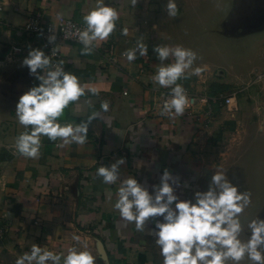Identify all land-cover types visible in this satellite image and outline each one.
Here are the masks:
<instances>
[{
  "label": "crops",
  "instance_id": "1",
  "mask_svg": "<svg viewBox=\"0 0 264 264\" xmlns=\"http://www.w3.org/2000/svg\"><path fill=\"white\" fill-rule=\"evenodd\" d=\"M150 2L138 0L133 6L131 0H0V219L9 228L0 241V264H15L33 244L56 254L66 255L71 248L87 250L95 264H163L152 247L157 245L155 224L163 218H151L143 231H137L135 222L122 219L115 208L120 181L105 185L98 168L123 158L120 179L132 176L150 194L167 170L176 181H170L175 194L185 201L192 175L194 181L198 176L211 182L220 172L230 182L239 179L245 184L249 167L264 159V37L259 48L244 45L237 62L232 53L224 55L209 42L211 52L222 58L202 59L198 55L206 49L198 50L189 71L206 70L178 81L199 93H237L230 109L216 105L211 114L162 116L160 101L167 88L153 82L160 64L154 48L184 46L174 41L169 29L160 27ZM98 3L119 14L110 37L93 42L89 55H82L83 44L59 43L64 70L98 92L93 95L86 89L58 121L62 125L90 121L87 141L62 149L57 146L61 141L42 137L40 156L26 158L14 147L25 131L16 105L40 81L23 60L31 50L43 49L40 36L23 27L39 16L43 27L68 17L84 24L83 17ZM124 28L127 36L122 35ZM139 44L147 46L148 55L137 53L138 59L130 63L122 55ZM111 45L117 64L108 62ZM172 62L170 57L164 63ZM105 101L107 111L101 108Z\"/></svg>",
  "mask_w": 264,
  "mask_h": 264
},
{
  "label": "clouds",
  "instance_id": "2",
  "mask_svg": "<svg viewBox=\"0 0 264 264\" xmlns=\"http://www.w3.org/2000/svg\"><path fill=\"white\" fill-rule=\"evenodd\" d=\"M131 3L135 6L138 0H131ZM165 10L169 16H175L178 12L175 0H167ZM118 20L117 10L103 3H98L85 15L83 21L86 27L77 32L78 42L84 45L82 55L93 51V42L107 40ZM122 35H128L127 28L122 30ZM54 42L55 36H50L49 43ZM154 51L160 64L153 82L171 89L160 114L173 119L181 117L189 106V98L178 81L191 75L199 76L206 69L197 67L189 71L197 58L190 49L158 45ZM137 53L146 57L147 46L139 44L126 50L122 56L131 63L138 59ZM170 57L174 62L165 64ZM62 64L61 61L53 65L50 56L38 48L31 50L23 60V66L40 81L39 86L20 96L16 105L17 120L25 131L18 135L14 147L26 158L40 156L42 137L53 142L61 141L57 146L62 149L69 143L83 145L87 141L90 121L76 125H62L58 121L71 103L85 95L86 89L93 95H98V92L88 84L82 85L78 77L64 70ZM38 70H42L43 74ZM108 107L106 101L101 104L104 111ZM125 163V159L121 158L110 167L100 166L97 175L103 178L105 185L120 181L115 208L122 219L135 222L137 231H143L145 222L151 218H163L162 222H156L154 231L163 264H226V261L240 264L245 257L253 264H264V219H252L247 225L251 235L246 241L240 239L243 228L239 217L251 203V198L247 192H240L225 174L215 172L208 190L194 193L195 202L182 201L170 184V181H176L167 170L161 183L154 185L150 194L136 178L120 179L119 170ZM15 264H95V257L87 250L71 248L65 255L33 244L30 252L21 254Z\"/></svg>",
  "mask_w": 264,
  "mask_h": 264
},
{
  "label": "rangeland",
  "instance_id": "3",
  "mask_svg": "<svg viewBox=\"0 0 264 264\" xmlns=\"http://www.w3.org/2000/svg\"><path fill=\"white\" fill-rule=\"evenodd\" d=\"M150 1L154 13L156 14L155 20L160 23V27H166L174 33V41L177 42L179 40L184 46V49H190L194 53H197L198 50L206 49V51L200 52L198 57L208 60L214 59V56L218 59L221 57L218 52L216 55H214L216 51L211 52L207 45L209 42L218 45L216 39L220 40L222 43L218 45V48L225 50L228 48V43H233L241 35L236 33L231 35L225 34L221 28V23L224 19L229 16L227 18L230 19L229 25H234L237 22L241 23L240 20L248 13L255 14L259 17V12L262 13V11H260L261 9L258 8L257 10L256 5L253 4L248 7L243 3V0H175L178 12L175 16H169L165 10L167 0ZM236 14L241 17L240 20H237ZM243 24H245V22ZM226 38L229 41H227ZM207 40H209V42H207ZM242 56L243 54L241 53H234L232 55L235 62L240 61ZM192 177H190V185L187 186L188 192L187 195H185V201L193 200V202H195L193 199L194 193L197 191H207L210 181L207 180L208 177L201 179V177L198 178L197 176L195 177V181ZM231 183L236 186L240 192H247L250 195L251 203L245 208V210L251 212L250 218H248V222H250L256 212L255 208L262 199V195L259 191L254 193L255 190H258L260 187L250 185L249 181L243 184L239 179L232 180ZM243 214L244 213L240 215V218L243 217ZM257 217L261 219L259 212ZM244 220L246 221V218ZM152 247L153 251L160 256L159 247H157V245ZM226 264H235V262L226 261ZM240 264H242V261Z\"/></svg>",
  "mask_w": 264,
  "mask_h": 264
},
{
  "label": "built area",
  "instance_id": "4",
  "mask_svg": "<svg viewBox=\"0 0 264 264\" xmlns=\"http://www.w3.org/2000/svg\"><path fill=\"white\" fill-rule=\"evenodd\" d=\"M39 17L30 19L24 25V31L27 33H35L38 34L42 41V49L46 55L50 56L51 62L53 65L60 64L62 61V67L64 68L63 55L59 50V43L71 42L75 44H81L78 42L77 32L78 30H83L86 25L77 22L73 18H65L58 22L57 25L49 24L46 27H43L41 23V19ZM55 36V42L49 43V37ZM55 48V53L53 54V49ZM109 63L117 64L119 63L118 58H115L114 54V46H110L109 50ZM262 78V75H259V79ZM185 90L186 94L189 98V106L186 107L185 113L188 114H200L199 111H207V114H211L216 105H224L227 106L228 109L232 105H235V97L237 93H233L230 95L225 94H217L211 95L209 93H199L194 91V89H190L186 86L181 85ZM171 89L167 88L164 93L162 100L160 101V106L162 107L163 102L170 97ZM9 232V228L1 222L0 219V241L5 238L7 233Z\"/></svg>",
  "mask_w": 264,
  "mask_h": 264
},
{
  "label": "water",
  "instance_id": "5",
  "mask_svg": "<svg viewBox=\"0 0 264 264\" xmlns=\"http://www.w3.org/2000/svg\"><path fill=\"white\" fill-rule=\"evenodd\" d=\"M243 3L246 4L248 7L254 4L256 5L257 10L258 8L261 9L260 11H262V13L258 11L260 17L256 16L255 14L248 13L241 19V17L236 14L237 20L241 19L240 20L241 23L237 22L234 25H229L230 19H227L229 16L226 19L223 18L224 20L221 23V28L225 34L231 35V34L236 33V34H241V35L233 43L227 42L228 48H226L225 50L218 48V45L222 43V41L216 39V42L218 45L210 43L214 49L219 50L224 53L230 52L232 53L230 54L232 56L234 53L243 54L245 50H242V48L244 47V45L248 43L250 44L254 43L257 45L258 48L261 46L263 41L262 42L260 41L264 37V0H243ZM244 22L245 24H243ZM227 41L229 40L227 39ZM207 42H209V40H207ZM251 48L252 47H250L249 49ZM247 181H249L250 185L252 186H259L260 188L258 190H255L254 193H257L259 191L262 195V199L259 201L258 206L255 208L256 212L253 215L252 219L258 218L257 217L258 212L260 213L261 219H264V188H263L264 187V159H260L257 165L255 164L254 166L251 165L249 167L248 174H247ZM243 213H244L243 217L242 218L239 217L242 221L241 223H242V228H243L240 239L242 241H246L247 238L251 235L247 227L249 223L248 218H250L251 212L249 210L244 209ZM245 218H246V221L244 220ZM101 251L105 255V249L103 245L101 246ZM242 264H253V262L248 260L247 257H245V259L242 260Z\"/></svg>",
  "mask_w": 264,
  "mask_h": 264
}]
</instances>
